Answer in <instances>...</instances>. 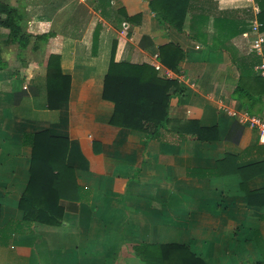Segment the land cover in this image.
<instances>
[{
  "label": "crops",
  "instance_id": "1",
  "mask_svg": "<svg viewBox=\"0 0 264 264\" xmlns=\"http://www.w3.org/2000/svg\"><path fill=\"white\" fill-rule=\"evenodd\" d=\"M0 2L21 11L27 34L52 33L20 51L0 27V264H149L137 247L169 244L184 248L161 264H264V144L232 114L264 117L251 48V23L264 35V0H184L181 32L157 14L161 0ZM169 43L183 53L176 71L159 60ZM112 49L115 63L158 64L157 77L177 84L154 136L110 124ZM51 55L70 80L56 109L46 100ZM42 131L65 138L79 188L56 225L27 222L18 207L24 136Z\"/></svg>",
  "mask_w": 264,
  "mask_h": 264
},
{
  "label": "trees",
  "instance_id": "2",
  "mask_svg": "<svg viewBox=\"0 0 264 264\" xmlns=\"http://www.w3.org/2000/svg\"><path fill=\"white\" fill-rule=\"evenodd\" d=\"M184 0H161L163 21L181 32L184 21ZM0 27L8 30L7 43L17 44L20 51L34 38V46L46 43L52 33L32 36L25 32V22L18 8L0 2ZM264 30V10L260 14ZM112 49L108 72L104 78L103 98L114 104L110 124L137 133L154 136L168 122L167 108L169 90L177 87L174 81L157 77V72L148 65L115 63ZM183 57L177 44L169 43L159 48L160 62L176 71ZM69 78L62 75L59 58L50 56L46 77V100L49 109H56L67 101ZM198 131H204L199 129ZM24 142L31 148L29 179L22 193L18 207L24 213V220L45 225H56L63 216L62 200L77 197L79 188L73 170L66 165L67 142L65 138L50 136L42 131L24 136ZM180 245H162L148 249L137 247V254L149 264H161L163 252L183 249ZM185 250V249H184Z\"/></svg>",
  "mask_w": 264,
  "mask_h": 264
},
{
  "label": "built area",
  "instance_id": "3",
  "mask_svg": "<svg viewBox=\"0 0 264 264\" xmlns=\"http://www.w3.org/2000/svg\"><path fill=\"white\" fill-rule=\"evenodd\" d=\"M260 24L257 22L251 23V31L254 33L256 38L252 41V51L260 56V64L257 66V71L259 75L264 79V35L259 33ZM154 69L159 71L161 66L158 64L154 65ZM240 121L247 122L254 130H256L258 135V142L264 144V117H251L245 115H239L236 112L232 113Z\"/></svg>",
  "mask_w": 264,
  "mask_h": 264
}]
</instances>
